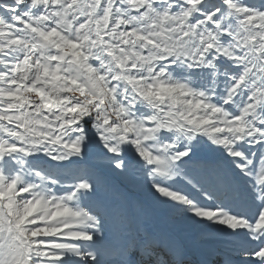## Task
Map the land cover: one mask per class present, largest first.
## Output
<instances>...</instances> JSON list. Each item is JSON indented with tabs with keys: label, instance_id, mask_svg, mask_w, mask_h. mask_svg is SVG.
<instances>
[{
	"label": "snow or ice",
	"instance_id": "obj_1",
	"mask_svg": "<svg viewBox=\"0 0 264 264\" xmlns=\"http://www.w3.org/2000/svg\"><path fill=\"white\" fill-rule=\"evenodd\" d=\"M91 155L264 264V0H0V264H194Z\"/></svg>",
	"mask_w": 264,
	"mask_h": 264
},
{
	"label": "rangeland",
	"instance_id": "obj_2",
	"mask_svg": "<svg viewBox=\"0 0 264 264\" xmlns=\"http://www.w3.org/2000/svg\"><path fill=\"white\" fill-rule=\"evenodd\" d=\"M244 2L258 5L260 0H244ZM200 155L202 158L206 159H212L214 156L213 153L207 150L203 151ZM90 157L92 158L93 164L100 165L107 170V166L103 165V162L95 155H91ZM105 174L108 176L112 185V188L107 192V196L111 198L115 195L126 205L141 211L145 227L157 232L166 233L165 227L160 223L159 218L153 212L154 210L164 217L163 219L166 220L171 228L185 236V242L188 246L190 245L204 253L214 264H224L226 258L232 261H236L240 258L229 252L226 247L227 238L202 239L201 237L205 230L204 225L197 224L192 220L173 214L168 208L155 199L153 190L142 181L129 180L124 177L110 174L108 171H105ZM142 198L146 199L148 203L151 204L153 210Z\"/></svg>",
	"mask_w": 264,
	"mask_h": 264
},
{
	"label": "bare ground",
	"instance_id": "obj_3",
	"mask_svg": "<svg viewBox=\"0 0 264 264\" xmlns=\"http://www.w3.org/2000/svg\"><path fill=\"white\" fill-rule=\"evenodd\" d=\"M89 163H92V158H89ZM105 171L107 172L108 170L105 169ZM111 174V173H110ZM148 206L153 208L151 206L150 203H148ZM154 213L157 215V217L160 220V223L165 227L166 233H169L170 235H172L173 237H175L176 239H178L181 243L184 244L185 248L187 249L189 255H192L193 257H195V261L197 262V264H205L206 262H209L210 264H214L212 262V260L210 258H208L204 253H202L201 251H199L198 249L192 247V246H188V244L185 242L186 238L185 236H183L180 232H178L177 230L171 228L168 223L166 222V220L163 219V217H160L158 214L154 211ZM162 216V215H161Z\"/></svg>",
	"mask_w": 264,
	"mask_h": 264
},
{
	"label": "water",
	"instance_id": "obj_4",
	"mask_svg": "<svg viewBox=\"0 0 264 264\" xmlns=\"http://www.w3.org/2000/svg\"><path fill=\"white\" fill-rule=\"evenodd\" d=\"M146 202V200H144Z\"/></svg>",
	"mask_w": 264,
	"mask_h": 264
}]
</instances>
